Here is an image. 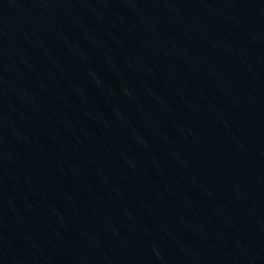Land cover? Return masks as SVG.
I'll use <instances>...</instances> for the list:
<instances>
[{"label":"water","instance_id":"1","mask_svg":"<svg viewBox=\"0 0 264 264\" xmlns=\"http://www.w3.org/2000/svg\"><path fill=\"white\" fill-rule=\"evenodd\" d=\"M0 264H264V0H0Z\"/></svg>","mask_w":264,"mask_h":264}]
</instances>
